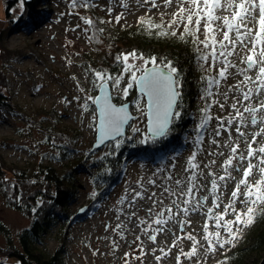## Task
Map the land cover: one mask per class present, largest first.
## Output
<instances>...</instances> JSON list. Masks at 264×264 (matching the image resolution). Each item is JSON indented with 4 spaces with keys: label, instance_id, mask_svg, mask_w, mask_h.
<instances>
[{
    "label": "snow or ice",
    "instance_id": "6c2138e0",
    "mask_svg": "<svg viewBox=\"0 0 264 264\" xmlns=\"http://www.w3.org/2000/svg\"><path fill=\"white\" fill-rule=\"evenodd\" d=\"M20 3L22 7L23 0ZM135 3L137 7L151 5L147 12L160 7L157 0H143V3L135 0ZM109 4L106 9L109 16L116 6L123 9L115 16V22L119 24L128 11V3L126 0H109ZM69 6L73 12L77 8L88 10L96 6V0H70ZM170 6H174L175 10L167 29L163 23H155L145 17L138 18V24L150 35L175 38L185 44L192 51L193 60L199 62L201 69L209 75L200 77L203 89L198 91V99L203 104L199 109V121L193 128V146L184 176L174 177L169 170L159 180L138 181L121 200V204L126 203L131 209L126 221L131 223L135 220L140 227V235L131 242L135 244L139 241L136 251L140 255L124 253V264H131L134 259L142 261L147 255L141 236L155 245L157 236L170 221L178 217L186 218L192 213H200L205 218L204 245L196 236L184 232L185 225L189 223L186 219L177 220L181 235L175 237L171 248H176L177 243L185 238L191 242V247L188 251L183 247L178 249L176 264L198 258L201 247L207 253L221 251L223 259L218 264H228L227 251L242 239L243 230L255 222L258 210L264 215V0H163V7ZM76 14L79 15V12ZM80 20L86 26L82 31L87 40L99 43L98 34L104 29L96 27L97 21L90 17L81 16ZM98 23L110 24L112 20H99ZM76 28H80V24ZM234 56H238L239 64L233 61ZM113 59L118 66L114 72L85 70L91 72V85L99 93L95 97L84 95L82 108L87 111L89 104L95 106L92 110L94 122L98 114L99 143L95 146L100 147L106 141L114 140V148H120L122 140L118 138L124 137L127 126L131 133L138 134L140 145L158 149L156 156L162 158L175 126L180 125L185 114L182 72L167 58L158 62L155 56L146 57L136 50L118 53ZM213 71L215 75H211ZM229 79L236 80V83L227 85ZM222 86L223 91L220 90ZM77 90L85 93L78 81ZM132 92L136 94L129 100ZM114 98H119V105L113 103ZM75 99L79 103L81 97ZM229 100L231 103H228ZM226 106V117L212 115L214 108L223 111ZM141 118L144 129L137 123ZM221 137L224 139L221 140ZM205 143L212 146L207 152ZM52 146L55 148L54 140ZM205 152L214 158H224L220 174L213 171L215 159L201 167L198 157ZM233 173L238 174L239 179ZM3 180L7 183L6 177ZM229 181L232 182L230 191ZM221 188L228 194L227 203ZM201 192L205 194L201 196ZM165 200H168L167 206L164 205ZM140 201L149 202L146 209L148 219L137 216ZM123 214L122 208L117 219ZM105 228L107 231L110 226ZM124 229L123 221L111 229L114 238L110 242L114 251L118 250L115 234L123 240ZM171 248H160V255L153 250L157 264L171 256ZM197 264L202 262L197 259Z\"/></svg>",
    "mask_w": 264,
    "mask_h": 264
},
{
    "label": "rangeland",
    "instance_id": "374dc122",
    "mask_svg": "<svg viewBox=\"0 0 264 264\" xmlns=\"http://www.w3.org/2000/svg\"><path fill=\"white\" fill-rule=\"evenodd\" d=\"M5 3L6 0H0V27L5 20ZM126 3L129 6L128 11L125 12L119 24L115 22V16L123 11L121 7L116 6L109 16L106 11L110 6L109 0H99L96 2V9L103 15L105 22L109 19L112 20V23H106L107 25L115 26L118 29L136 27L140 17H145L146 20H152L155 23H163L167 29L168 22L175 10L174 6L163 7V0H157L160 7L152 8L151 12H147V8H150L151 5L137 7L135 0H126ZM69 4L70 0L40 1L33 5L34 12H32L31 19L25 20V23L16 26L14 31L1 36L0 46L7 52L5 55H0V70L5 75L6 83L2 92L17 109V113L0 109V155L9 166L18 165L30 172L37 170L39 165L60 167L65 162L62 159L66 156L64 148H61L62 141H59L65 139L64 135L73 139L75 147L73 158L88 159L87 165L91 168L90 171H94V168L91 167L94 161H100L108 156L107 153L120 149L123 147V142L128 143L130 147L139 143L138 134L131 133L127 127L125 136L118 138L122 140L120 148H114L115 141L113 140L93 149V144L96 142L97 115L94 122L92 111L95 108L94 105L89 104L87 111L82 110L83 96L95 97L98 90L91 85V72L85 70L88 68L100 70L103 67L99 64L100 60L94 50V43H90L82 31L86 27L80 20L83 15L73 12ZM25 11V1L23 0L22 7L20 1L17 2L11 10L12 20L15 21L18 17H23ZM69 12H73V14L68 15ZM77 24H80V28H76ZM74 28L76 30L72 31ZM236 58L237 56L232 58L235 63ZM237 64H239V60ZM204 74L209 75L207 72ZM211 75H215V72L213 71ZM77 81L85 93L78 92ZM230 82L231 79L228 80L227 85H231ZM224 86L221 87V91ZM135 94L132 92L128 99H133ZM76 97H81L79 103L75 99ZM117 99L119 98L113 99L116 104H118ZM199 101L202 105L201 100ZM228 103H231V100ZM200 115L199 111L191 120V124L184 126L185 131L178 142L182 144L181 148L174 145L169 147L162 158L158 156L151 158L128 156L125 159L120 180L110 191L111 194L106 195L96 209L87 215L84 206H88L87 201L91 196L97 195L100 185H94L93 174L82 172L79 175L82 180L81 194L70 205L69 210L71 213L79 215V218L67 226L65 231L66 252L62 256L60 264H124V253L131 252L136 256L140 255L136 251L139 241L135 244L131 243L140 235V227L136 225L135 220L131 223L126 221L127 213L131 209L127 208L126 203L121 204V200L131 192L138 181L143 180L146 183L148 179L159 180L169 170L172 171L174 177L184 176V168L193 146V128L198 123ZM212 115L226 117L228 115L227 106L223 111L218 107L214 108ZM137 123L144 129L143 118ZM128 137H132V139H128ZM223 139L224 137H221V140ZM52 140L55 141V148L52 146ZM204 147L207 152L212 146L205 143ZM243 147L241 144L242 150ZM206 152L198 157L201 167L204 165V158L208 161L215 159L213 171L220 174V166L224 158H214L208 156ZM205 175H207L206 170ZM233 175L239 179L238 174L233 173ZM231 187L232 182L229 181L228 191L231 190ZM221 190L224 192V202L227 203L229 201L228 194L223 188ZM148 204L147 201L138 202L137 216L139 218L148 219L146 212ZM165 204L168 205V200L164 201ZM237 207L239 208V204ZM122 208L124 214L120 215L118 220L117 215ZM82 209L85 211L80 214ZM178 218L168 223L166 229L157 236L155 245L141 236L147 255L143 257L142 261L132 260L131 264H157L152 254L153 250L155 249V253L160 255V248H171L175 237L181 235L180 226L177 223ZM187 218L190 220L191 226H185L184 231L196 236L200 240V244L204 245L203 225L206 222L204 216L200 213H192ZM261 218H264V215H261L258 210L255 222L243 230L242 239H239L236 246L227 251L228 264H233L230 259L233 253L239 249L247 251L251 246L253 230L259 225L258 222ZM121 221L125 222L124 239H119V234H115L119 248L114 251L110 242L114 238L111 229ZM0 223L7 228L13 242L17 245L19 233L30 226L31 220L20 211L9 207L0 193ZM106 225L110 226L107 231ZM57 242L54 233L48 237L46 245L49 252H53L58 247ZM6 245L7 237L0 232V247L3 248ZM180 247L188 251L191 242L186 238L180 240L176 248H171V256L165 257L160 264H176L175 255ZM245 258V264H260L264 258V250L246 252ZM197 259L202 264H218L223 259V255L219 250L215 254L207 253L205 248L201 247L198 258H193L192 261L183 260V264H197Z\"/></svg>",
    "mask_w": 264,
    "mask_h": 264
},
{
    "label": "trees",
    "instance_id": "16d2710c",
    "mask_svg": "<svg viewBox=\"0 0 264 264\" xmlns=\"http://www.w3.org/2000/svg\"><path fill=\"white\" fill-rule=\"evenodd\" d=\"M19 1L6 0L5 20L3 23L1 22L0 39L3 34L14 31L16 26L31 19L32 12H34L33 5L47 0H24L26 11L23 13V17H18L14 21L11 17V10ZM98 1L96 0V2ZM75 12L92 18L97 21L96 27L104 29L103 33L98 34L99 43L92 42L95 45L94 50L99 56V64L103 69L114 72L118 66L113 58L118 53L136 50L137 53H143L146 57L155 56L158 62L167 58L181 70L185 114L182 116L180 125L175 126V131L171 134V142L164 148V152H167L168 148L173 145L181 148L182 144L178 142L185 131L184 126L191 124V120L202 107L198 99V91L203 89L200 77L205 74L199 62L193 60L192 51L185 44L176 41L175 38L166 39L150 35L142 30L140 24L125 29H118L106 23L99 24V20H105L103 15L97 11L96 6L90 7L88 10L77 8ZM3 49L0 46V55L7 53ZM4 86L6 87L5 75L0 70V109L17 113V109L9 101L10 99L6 98L2 92ZM201 102L203 104V101ZM117 103H120L119 99H117ZM64 138L59 140L62 141L61 148H64L66 155L62 159L65 162L60 167L39 165L37 170L30 172L18 165L9 166L0 155V193L9 207L20 211L31 220L30 226L19 233L18 246L13 242L7 228L0 223V232L7 237L6 247H0V264H60L62 256L66 252L65 231L67 226L79 218V215L69 211L70 205L81 194L82 180L79 175L82 172L93 174L94 185H100L97 195L92 196L85 209L87 215L96 209L101 200L118 183L125 159L128 156L151 158L156 156L158 151L152 146L146 147L137 143L130 147L128 143L123 142V147L111 151V155L105 156L100 161H94L91 166L94 171H90L91 168L87 165L88 159L73 158L75 147L72 137L64 135ZM4 177L7 178V183H4ZM13 185L14 187H12ZM258 223L259 225L253 230V240L248 250L239 249L231 255L230 259L233 264H245L246 252L264 250V218H261ZM53 233L55 240L58 241V247L53 252H49L46 243L48 237Z\"/></svg>",
    "mask_w": 264,
    "mask_h": 264
},
{
    "label": "bare ground",
    "instance_id": "6f19581e",
    "mask_svg": "<svg viewBox=\"0 0 264 264\" xmlns=\"http://www.w3.org/2000/svg\"><path fill=\"white\" fill-rule=\"evenodd\" d=\"M236 60V63L238 62V56H237V58L235 59ZM238 79V78H237ZM232 83H236V80H233V79H231V82H230V84H232ZM115 102V101H114ZM119 105V104H118ZM208 162V160L207 159H205L204 158V164L205 163H207ZM222 191V190H221ZM223 192V191H222ZM111 194V192L108 194V195H110ZM201 195H204V194H202L201 193ZM79 197H80V195H79ZM78 197V198H79ZM91 198H92V196L88 199V201H87V205H88V203L90 202V200H91ZM103 204V203H102ZM165 206H167L166 204H165ZM84 207H87V206H84ZM85 211V210H84ZM179 219H182V218H178V220ZM183 219H186L189 223H187L185 226H191V222H190V220L186 217V218H183ZM149 222H151V220H149ZM185 233H187L186 231H184ZM117 243V242H116ZM117 247L119 248V245L117 244ZM156 254V253H155ZM157 255V254H156Z\"/></svg>",
    "mask_w": 264,
    "mask_h": 264
},
{
    "label": "water",
    "instance_id": "95a60500",
    "mask_svg": "<svg viewBox=\"0 0 264 264\" xmlns=\"http://www.w3.org/2000/svg\"><path fill=\"white\" fill-rule=\"evenodd\" d=\"M97 95L99 94V93H96ZM113 103H115L114 102V100H113ZM118 105V104H117ZM97 115V124H96V129H97V132H96V142L93 144V149L94 148H98V147H96L95 145L96 144H98L99 143V141H98V125H99V119H98V114H96ZM126 129H127V126H126V128H125V134H126ZM125 136V135H124ZM110 141H113V140H109V141H106V143H108V142H110ZM105 143V144H106ZM103 146V145H102ZM101 147V146H100ZM84 212V209H82L81 211H80V214H82ZM260 264H264V258L261 260V262H260Z\"/></svg>",
    "mask_w": 264,
    "mask_h": 264
}]
</instances>
